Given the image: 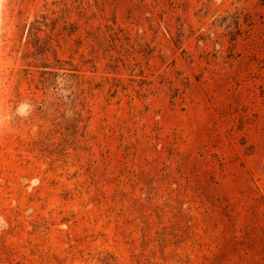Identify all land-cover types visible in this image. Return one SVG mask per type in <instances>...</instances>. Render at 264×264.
Listing matches in <instances>:
<instances>
[{"label":"rangeland","instance_id":"374dc122","mask_svg":"<svg viewBox=\"0 0 264 264\" xmlns=\"http://www.w3.org/2000/svg\"><path fill=\"white\" fill-rule=\"evenodd\" d=\"M0 264H264V0H0Z\"/></svg>","mask_w":264,"mask_h":264}]
</instances>
